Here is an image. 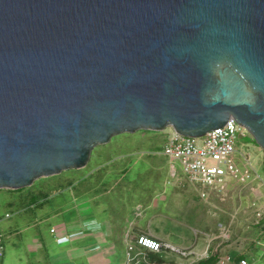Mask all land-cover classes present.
Returning <instances> with one entry per match:
<instances>
[{
  "label": "water",
  "instance_id": "water-1",
  "mask_svg": "<svg viewBox=\"0 0 264 264\" xmlns=\"http://www.w3.org/2000/svg\"><path fill=\"white\" fill-rule=\"evenodd\" d=\"M231 118L264 153V0H0V189Z\"/></svg>",
  "mask_w": 264,
  "mask_h": 264
},
{
  "label": "rangeland",
  "instance_id": "rangeland-1",
  "mask_svg": "<svg viewBox=\"0 0 264 264\" xmlns=\"http://www.w3.org/2000/svg\"><path fill=\"white\" fill-rule=\"evenodd\" d=\"M171 132L172 129L167 128L163 131L140 130L117 135L109 143L94 149L90 163L85 168L39 179L33 185L21 188V193L17 192L20 190H0V233L6 247L3 264H27L25 257L34 255L37 247L34 239L41 233L39 230L50 238L49 226L66 223L67 220H77L74 218L78 205H84L88 212L99 205L97 214L104 220L111 216L118 224L127 220L133 221L131 230L136 231L138 236L167 238L172 244L163 241L164 243L190 252V260L205 255L206 243L195 242L206 238L208 228L216 226L218 221L229 222L230 215L237 213L242 206L245 211L242 208V219H239L238 223L251 238L256 237L259 232L255 227L254 217H260L256 215L258 211L252 212L249 206L253 205L254 198L257 200L253 192L257 182L254 184V181L241 182L231 178L225 191H216L201 197V184L190 181L180 162L172 161L163 153ZM198 142L201 143L202 138H199ZM237 146L246 153L248 162L264 180V153L248 131L239 135ZM240 161L243 168L246 161ZM150 162L162 167L149 168ZM170 163L175 166V179L171 177ZM90 174L94 175L92 179L89 178ZM105 174L109 181L106 186H101L100 178ZM87 176L89 177L84 179ZM171 179L172 184L168 183ZM78 181L92 188L86 193L87 198L80 201L77 199V195L81 194L77 191L78 186H70ZM45 196L47 198H44ZM34 199L44 201L38 211L32 204L28 211L22 208L20 210L22 202H32ZM90 202L92 204H86ZM261 202L264 204V200ZM34 211L39 213L42 220L33 217ZM34 220L39 221L36 223ZM61 227H64V224L55 226L57 229ZM171 255L168 254L165 264L186 262V259H182V255L175 251H172ZM138 256L139 259L135 255L132 264H156V261L149 259L147 255ZM31 262L30 259L29 263ZM128 263L130 262L126 261V264ZM252 264H264V259L253 261Z\"/></svg>",
  "mask_w": 264,
  "mask_h": 264
},
{
  "label": "crops",
  "instance_id": "crops-1",
  "mask_svg": "<svg viewBox=\"0 0 264 264\" xmlns=\"http://www.w3.org/2000/svg\"><path fill=\"white\" fill-rule=\"evenodd\" d=\"M119 160L121 161L122 159L120 158ZM132 164H134V162ZM156 164L157 163L153 164V162H150L149 165L151 167L149 168L153 169L154 167H162L161 165ZM173 166L174 164H171V168ZM108 178L109 177H107V180ZM168 183L172 184V180H169ZM86 198V193L83 195H78L77 197L78 201ZM42 203H44V201H37L35 204H33V208H36V210L38 211V208L40 206H43ZM86 204L92 203L90 202ZM254 206L255 205L249 206L250 208H252V212L261 209L259 205L255 207ZM98 208H100L99 205H97L96 209H91L88 212L84 205H78L77 209L75 210L76 216L74 218L77 220H65L66 223H62L64 224V227H61L59 229L61 232L58 235L52 231V228H55V226L62 224H52L51 226H49L50 238H48V235L44 236L42 231L39 230L41 233H39V236L34 239V243L37 245L35 253H33L34 255H26V263L126 264V261H128L127 244L129 243L136 244V248L134 250L136 258L137 255L140 256L141 254H144V256L147 255L149 259L155 260L156 264H165V260L169 256H172V251L170 249H163L157 252L137 244V238L139 236L138 234H136V231L131 230V226L134 223L133 221L127 220L128 223L126 221L121 222L122 224H118L117 221L114 222V220H112L111 216L104 220L98 216ZM242 208L243 211H245V207L242 206L241 208H239V211L237 213H233L230 215V219L228 220L229 222H225L223 220V222L218 221L216 226L209 227L211 229L208 228L206 232L207 236L205 239L203 238L202 241L198 242L197 240V242H195L196 244L206 243L205 248H207L203 257H198V259L190 260V256H192L191 254L188 257H181L182 259L185 258L186 262L179 261L176 263H169L196 264L202 259H208L211 261V264H233L234 261H239L245 258L248 260V264H252L253 261H261L262 259H264V215L260 218L254 217V219H256L254 224L255 227H257V231L259 232V234L255 235L256 237L251 238L248 233H245L242 225L238 223L240 221L239 219H242ZM35 212L36 211L33 212V217H35V219L42 220V217L39 215V213ZM34 221L37 223L39 220ZM0 235H2V233H0ZM63 235L66 237H62ZM155 238L160 241L171 243L167 238ZM123 250L124 252L122 253ZM195 255L197 256V252L195 253ZM225 257H230L231 259L223 262V259H225ZM30 259L32 260L31 263H29ZM0 264H3V259Z\"/></svg>",
  "mask_w": 264,
  "mask_h": 264
},
{
  "label": "built area",
  "instance_id": "built-area-1",
  "mask_svg": "<svg viewBox=\"0 0 264 264\" xmlns=\"http://www.w3.org/2000/svg\"><path fill=\"white\" fill-rule=\"evenodd\" d=\"M246 131L234 118H231L224 126L208 131L201 137L184 136L172 129L163 153L171 158L172 161L177 160L180 162L183 172L190 181L201 184L202 197H206L212 192L225 191L228 181L232 180L231 178L241 182L254 181V184L257 182L255 184L256 188H253L257 200L253 202V205L260 206L262 210L259 209L257 215L261 217L264 215V204L261 202L264 200V180L261 179L260 174L248 162L246 153L237 146L239 135H243ZM199 138H202L201 143L198 142ZM241 159L242 163L244 160L246 161L243 164V168L240 166ZM176 176L177 173L173 166L171 177L175 179ZM59 229L52 228V231L58 235L61 232ZM62 237L66 236L63 235ZM137 244L157 252L163 249H170L185 257L190 254V252L175 245L166 244L146 235L139 236ZM135 247V244H129L128 262L130 263L128 264H132L131 261L135 260ZM5 249L4 239L0 235V263L5 255ZM230 259V257H225L223 262ZM248 263L245 258L233 262V264Z\"/></svg>",
  "mask_w": 264,
  "mask_h": 264
},
{
  "label": "trees",
  "instance_id": "trees-1",
  "mask_svg": "<svg viewBox=\"0 0 264 264\" xmlns=\"http://www.w3.org/2000/svg\"><path fill=\"white\" fill-rule=\"evenodd\" d=\"M146 131H151V130H146ZM156 150H160V149H157V148H155ZM154 149V150H155ZM154 150H152V151H154ZM130 160V159H129ZM118 161V160H117ZM116 161V162H117ZM131 166H132V164H130ZM129 165V166H130ZM157 165V164H156ZM100 170V169H99ZM127 169H124V171H126ZM97 171V170H96ZM95 173V171L92 173V174H94ZM105 173V172H104ZM106 175V174H105ZM105 175H104V177L103 178H100V182H101V186H106V183H107V181H109V180H107V175H106V177H105ZM90 176V177H89ZM89 176H87V177H84V179H86V178H90V179H92L93 177H94V175H89ZM105 178V179H104ZM77 184V185H76ZM76 184H74V183H71L70 184V186H78L77 187V191L78 192H81V194H79V195H83V194H85V193H88L89 191H91L92 190V188H89V186H86L85 185V183L83 184H80V182L78 181ZM76 188V187H75ZM0 190H2V189H0ZM17 190H20V191H17L18 193H21V190L22 189H17ZM106 190H108V189H106ZM106 192V191H105ZM78 196V195H77ZM34 197V196H33ZM44 198H47V196H45ZM37 202V200H35L34 199V201H32V202H28L27 201V203H26V201H24V202H22V206L20 207V209L22 208V209H24V210H28L29 208H30V205L32 204H35ZM196 264H211V261L210 260H205V259H202V260H200L198 263H196Z\"/></svg>",
  "mask_w": 264,
  "mask_h": 264
}]
</instances>
